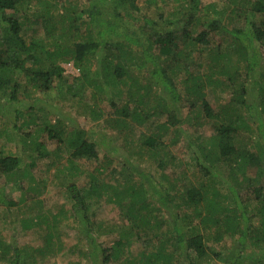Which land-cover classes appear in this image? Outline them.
<instances>
[{
  "label": "trees",
  "instance_id": "obj_1",
  "mask_svg": "<svg viewBox=\"0 0 264 264\" xmlns=\"http://www.w3.org/2000/svg\"><path fill=\"white\" fill-rule=\"evenodd\" d=\"M170 1L179 6L176 12L171 11L172 18L166 15ZM140 2L74 0L66 6L60 5V0H0V115L4 120L0 137L7 126H11L12 134L29 126L46 132L49 140H62V129L55 128L57 122L50 123L51 117L59 115L54 110L60 108H51L44 98L32 94L51 91L54 80L63 78L62 64L70 61L83 71V83L95 91L104 90L97 82L99 78L114 86L123 84V79L134 80L137 103L145 108L132 109L130 115L128 106H117V114L107 117L106 122L112 132L127 137L133 126H148L142 143L132 145L124 137L122 144L126 149H136L135 157L148 151L162 170L168 162H175L170 146L161 142L163 135L181 125L184 118L188 121L182 104L189 105L191 113L202 105L204 109L196 112L194 123L202 124L201 118H208L215 127L209 137L196 130L189 143L195 146L194 159L203 170L196 177V185L177 190L176 182L171 181L169 188L158 178L149 180L144 173L140 187L112 185L111 200L121 205L123 194L129 192L135 202L123 212L128 224L124 234L109 248L100 245L95 224L85 215L83 189L71 192L75 219L86 244L103 254L104 264H112V256L119 258L118 264H175L179 263L176 255L180 248L184 264H264V193L263 187H252L264 177V0H219L227 6L226 20L224 10L212 12L214 3L206 5L203 0ZM178 20L183 24L178 25ZM36 21L44 22V35L28 42L22 31ZM196 25L201 27L198 33L194 32ZM109 45H114L110 55L105 50ZM134 64L141 67L142 80L132 75ZM202 64L215 70L209 74L196 70ZM249 84H253L252 89L257 86L256 92L249 90ZM210 87L230 89V99L213 109L206 100ZM28 88H32L31 93ZM257 101L259 107L254 109ZM47 106L53 110L48 111ZM181 131L176 130V134ZM101 136L97 141L75 139L71 142L72 155L97 160L99 148H107L111 142L106 135ZM42 148L43 143L33 147ZM133 166L131 163L130 168ZM222 167L229 168L225 176L232 182L227 188L230 196L209 181L213 178L223 183L218 171ZM28 168L19 152L0 157V176H4L0 203L8 208L20 204L22 200L5 192V186L29 173ZM172 185L176 192H171ZM229 197L233 206L228 204ZM179 198L184 202L178 203ZM254 202L259 205L252 208ZM164 226L166 233L158 235ZM197 227L203 228L207 237L212 234L219 244L235 239L233 245L228 251L211 250L204 234L194 233ZM135 244H139L140 252H127L126 247ZM89 257L95 259L96 254L90 251ZM14 260L13 264H19L18 252Z\"/></svg>",
  "mask_w": 264,
  "mask_h": 264
},
{
  "label": "rangeland",
  "instance_id": "obj_2",
  "mask_svg": "<svg viewBox=\"0 0 264 264\" xmlns=\"http://www.w3.org/2000/svg\"><path fill=\"white\" fill-rule=\"evenodd\" d=\"M71 1L74 0H60V5L67 6ZM218 1L203 0L206 5L214 3L211 8L212 12L214 9L220 12L224 10V20H226L227 6ZM140 3L143 4L144 0H141ZM178 8L179 6L174 5L171 1L168 2L166 15H171L170 18L174 17L171 11L176 12ZM149 14L153 16L155 12H149ZM177 23L178 25L183 24L180 20ZM196 26L194 32L198 33L201 27ZM44 27V22L36 21L33 26L24 29L22 35L30 42L33 37L44 35ZM113 46L109 45V50L108 48L105 49L107 54L110 55ZM261 61L264 68V57L261 58ZM207 64H202L200 68L196 67V70L206 74L213 72L215 68H209ZM62 67L64 68L63 78L54 80L55 87L51 91L46 94L39 92L32 94V97L44 98L49 107L58 106L60 108L54 110L59 115L58 117H51L50 123L55 125L57 122L58 126H55V128L62 129V140H49L46 138V132L40 130L36 132L35 129L29 128V126H24L23 131L19 130L14 134L11 132V126H7L3 136L0 137V157L19 152L30 170L26 175L20 176L16 181L9 182L5 186V192H10L22 201L18 206L10 208L7 207V204L0 203V264H13L16 252L19 253V264H104L103 254L86 244L83 238L84 235L79 228L80 224L75 219L77 216V214L74 215L76 213L75 199L71 192L79 193L83 189L87 208L85 215L95 224V233L100 245L109 248L123 233V229L127 228L128 224L123 212L126 211L128 204L135 202L129 192L123 194L122 199L124 200L121 205L118 201L111 200L112 185L123 186L124 183H129V185L134 184L136 187H140L143 184L140 176L144 173L149 180L153 181V177L158 178L161 185L165 184L169 188L171 187L169 183L174 181L177 190L189 189L193 184H197L199 172H203L194 159L196 148L189 143L196 130L201 129V133L205 137H209V134L213 132L212 130L215 127L213 120L201 118L202 124L199 125L193 121L196 112L198 110L202 112L204 106L199 105L191 113L190 106L182 104L183 116L187 117L189 115L187 117L188 121L184 118L181 125H176L165 136L163 135L161 142H164L166 146H170V155L174 156L175 162L169 164L166 160L168 165L162 170L157 165V160H154L148 151H144L136 157L133 151L136 149L127 148V151L122 144L125 141L123 140L124 137L127 136L125 134V136L115 134L108 128L109 124L106 122L107 117L117 114V106H128L129 109H126V112L129 110V114L132 109L145 108L137 103L138 94H135L137 84L134 83V80L123 79L125 81L123 84L120 83L121 85L114 86L99 78L97 82L100 87L110 92V94L104 90L95 91L91 86L84 84L83 71H79L73 62L64 63ZM140 68L139 65L134 64L130 70L134 78L141 77L142 80L144 74H140ZM262 74L264 75V69ZM94 78L98 80L95 75ZM249 87L250 91L256 92L257 86L252 89L253 84L252 87L249 84ZM27 91L31 93L32 88H28ZM207 91L206 100L213 109L230 99V89H212L210 87ZM256 94L258 95V93ZM27 100L29 101L28 98ZM112 102L115 106H112ZM48 106V111L53 110ZM149 106L147 104V107ZM256 106L259 107L258 101L254 105V109H257ZM99 111L101 112L99 113ZM32 113H35V111ZM131 117L133 116L129 118L131 119ZM3 121V116L0 115V129H2L1 123ZM190 121L194 123L193 126ZM184 123L188 124L189 127H184ZM179 127L182 128V131L177 129ZM133 128L134 130L129 131L130 137H127V141L130 140L132 145L137 146L142 143L143 133H148V126L142 128L133 126ZM176 130L181 132L177 135ZM31 131L32 135L28 136ZM101 135H106L111 142H109L110 145L107 148L104 145L102 149L99 148V158L97 160L79 159L72 155L74 148L71 142L73 143L75 139L81 137L97 141L102 140ZM41 142L44 148L41 150L33 149L37 143L42 144ZM41 153H47L49 156L39 157L38 155ZM129 159H132V161ZM127 162L134 163L135 166L130 168L131 163L126 165ZM218 171L223 183L221 181L216 182L213 178L209 181L216 183L219 191L230 196L227 188L232 185V182L225 176L229 172V168H218ZM164 177H167V180H164ZM2 181H4V176H0V183ZM254 182L252 187H263L264 193V177H259L258 181ZM95 186H97L95 188L97 191L93 188ZM246 186H249V183H246ZM71 187H74V190ZM170 190L176 192L174 187ZM168 193L170 192L168 191ZM227 201L228 204L233 206L234 200L232 198L229 197ZM183 202V198L178 199V203ZM258 205L257 202H254L251 207L255 208ZM122 206L125 208L122 209ZM257 218L254 219L256 222ZM253 225L256 226V223ZM202 229L197 227L194 233L204 234L205 241L211 250L218 251L222 249L228 251L233 245L235 239L219 244L212 234L207 237L208 234ZM165 233L166 228L164 226L158 235L163 236ZM157 242L154 241L153 244ZM126 249H128L127 252L133 255L141 250L139 244L129 248L126 247ZM90 251L96 254L95 259H90ZM176 256L179 263L175 264H184L181 260L183 258L181 248ZM111 259L112 264L116 261L118 264L119 258L112 256Z\"/></svg>",
  "mask_w": 264,
  "mask_h": 264
}]
</instances>
